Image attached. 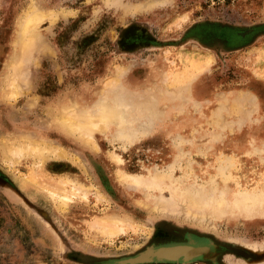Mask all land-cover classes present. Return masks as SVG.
I'll return each instance as SVG.
<instances>
[{
  "label": "rangeland",
  "instance_id": "rangeland-1",
  "mask_svg": "<svg viewBox=\"0 0 264 264\" xmlns=\"http://www.w3.org/2000/svg\"><path fill=\"white\" fill-rule=\"evenodd\" d=\"M104 2L0 0V151L5 141L29 137L66 155L38 168L31 158L12 165L0 152V264H104L151 244L182 242L186 233L222 246L218 264L264 259L226 243L264 249V211L216 214L188 202L198 191L234 200L264 189V0H121L130 7L125 15ZM31 5L60 17L40 25L44 40L16 73L7 62L16 22ZM222 27L252 32L232 39ZM15 77L21 90L9 100ZM104 90L119 92L120 103L138 113L125 138L99 124L95 151L52 125L68 96L82 101L83 114ZM152 99L154 120L140 115ZM35 171L70 180L87 199L61 207L25 184ZM120 172L161 178L164 188L129 186ZM173 199L178 207L154 212ZM106 213L136 228L98 237L92 224Z\"/></svg>",
  "mask_w": 264,
  "mask_h": 264
},
{
  "label": "bare ground",
  "instance_id": "bare-ground-1",
  "mask_svg": "<svg viewBox=\"0 0 264 264\" xmlns=\"http://www.w3.org/2000/svg\"><path fill=\"white\" fill-rule=\"evenodd\" d=\"M104 1H105L104 2L105 6L107 8L111 7V5L113 4L116 9H121L120 11L122 13L130 8L127 6L126 8L123 9V7L121 6V4L123 3L120 2L121 0H104ZM154 6L155 5L152 3L151 4L147 3L145 7L148 8V10H151L153 9ZM142 7L143 6H141L140 8ZM140 8L138 10H141ZM125 14L126 12L124 13V15ZM59 17L60 14L57 12L54 11L45 12L38 9L36 6L31 5V7L27 11H25L18 18L16 22V27L12 40V46L14 49L12 53L9 55V59L7 62L8 67L14 68L16 70V73L17 72L19 73L23 68L22 67L23 59L26 58L24 56L25 55L27 56L30 51H33L34 48L36 49L40 44H42L41 41L44 36L42 30L40 29V25L45 21H49V23L53 25L58 20ZM38 50L39 48H37V51ZM156 75L157 74H155V76ZM19 80L20 79L18 77H15V79L11 82V87H10L11 90L9 95L10 97H7V99L16 97V95L19 94L21 90V85ZM161 80L165 81L164 76L161 77L160 81ZM109 90L112 91V89ZM100 93L101 92H99V94ZM121 98L122 96L120 95L119 92H110V91L107 92L104 90V93L100 95L98 102H96V105L92 107V105L95 103L89 104L91 105L90 106L91 108H88L89 105L88 107L86 106L87 109L85 113L80 114V111H78L77 109L82 101L75 100L74 98L72 99L71 97L68 96V98L64 99L62 103L58 106V110H56L57 114L52 122V125L58 128L64 135L68 137H72L75 140L82 143L83 145H86L96 151L98 150V146L96 145V142L94 140L95 135L103 134L101 133L103 130H101L98 127L99 124H103L105 131L109 130L111 126H115L117 128L116 135L118 134L120 137L125 138L126 136L124 132L126 128H130V127L133 128L134 121L138 119L137 118L138 113H136L135 111L132 113L133 110L131 106L123 105L120 103V101H122ZM153 99L149 103H146V106H143L140 115L141 114L145 116L150 115L149 118L150 119L153 118L154 120L155 118L151 116L155 115V111H156L155 106L157 102H154ZM137 105L138 104H135V106L133 105V107L137 108ZM129 113H131V115ZM147 117L148 116H146V118ZM8 142L7 143L6 141L3 142L1 151L4 159L7 162H10V164L12 165L17 164L26 158H31L35 163L34 165L40 168L43 164H45L47 160L51 158L56 159V158H63L64 156L66 157L64 151H61L60 149H58L60 151H57L56 148L47 145L43 142L39 143L38 141H35L29 137H24L22 139H19L16 143L13 144H8ZM111 157L113 161L117 163L120 162L119 157L113 154L111 155ZM40 174L41 172L37 174V172L35 171V173L31 174L28 178L25 179V184L31 187L33 186L40 191L47 192L49 194V197H51L53 200H57V202L58 201L60 202L58 204H61V207L68 206L76 198L78 199L80 198L83 200L87 199L86 198L87 194L86 192L83 191V189L76 187L75 185H73V183L68 184V182H71L70 180L67 182L64 180H55L52 178L41 179L39 177ZM118 180L129 186L132 185L138 188L139 187L158 188L161 190L164 188L163 186L165 184L163 179L158 177L149 180L142 177L140 178L138 176L136 177L132 175H127L122 172H120V176L118 177ZM197 193L189 194L188 202L198 211L201 210L206 211L207 209H209L212 213H216V214L217 213L226 214L231 209H238V210L242 209L244 212L253 211V209L256 212L260 211L261 213H263L264 211V189H261L259 192H253L252 194H245L244 196L241 195V192H238L234 200H232L231 198L228 199L226 197V194L223 192H221L220 195L217 196L216 195L212 196L210 194L206 196L205 193H198V194ZM144 202L145 201L141 202V204H144ZM175 203L176 202L173 199L172 205L169 206L171 208L169 207L167 208V206L166 207L163 206L164 208L162 210L154 208V212L155 210L159 212L168 211L170 209L172 210L174 207H178L176 206ZM146 205L148 204L146 203ZM189 214L190 212H188V215ZM204 215L205 214L201 216L202 221L204 220ZM96 220L97 221H95L94 224H92V228L93 231L96 233V235L101 238L107 237L112 239L115 236L125 232L126 227L132 228L134 226L131 220L120 218L119 216L110 213L100 215L96 218ZM134 228L136 227H133V229ZM254 245L253 246L249 245L247 248H250L249 250L251 251H257V252L263 250V248L260 245L258 244L255 246ZM206 251H210V250H208V248L200 249V253L202 254L205 253Z\"/></svg>",
  "mask_w": 264,
  "mask_h": 264
},
{
  "label": "water",
  "instance_id": "water-1",
  "mask_svg": "<svg viewBox=\"0 0 264 264\" xmlns=\"http://www.w3.org/2000/svg\"><path fill=\"white\" fill-rule=\"evenodd\" d=\"M252 32L251 29H247L243 32H238V35L245 36ZM171 224H176L174 221H168ZM152 224L154 221L151 222ZM186 226L185 224H179ZM231 246H236L241 250L260 257L264 254L262 251H251L240 242L227 241ZM203 245V246H202ZM201 248H208L210 251L200 253ZM223 249L215 244L212 240H207L206 243H197L190 234L186 235L185 242H172L166 244H151L146 246L143 250L137 252L133 256L122 257L119 259L111 260L104 264H191L196 261L207 262L209 264H218L217 258L222 254ZM230 256L229 254H226ZM92 256V255H90ZM97 257V256H94ZM242 264H263L264 259L257 258L252 260H246L242 258H236ZM223 264H229V262L222 260Z\"/></svg>",
  "mask_w": 264,
  "mask_h": 264
},
{
  "label": "trees",
  "instance_id": "trees-1",
  "mask_svg": "<svg viewBox=\"0 0 264 264\" xmlns=\"http://www.w3.org/2000/svg\"><path fill=\"white\" fill-rule=\"evenodd\" d=\"M214 27H217V26H214ZM222 29L224 30V36H226V37H228V38H232V39H235V38H240L239 37V35H238V32H240V31H237V30H234V29H232V31H231V28H228V27H222ZM209 34L208 35H210V34H215L214 33V31L212 30V29H209ZM211 35V36H212ZM78 262V261H77ZM85 264H93V263H88V262H84ZM83 264V263H82Z\"/></svg>",
  "mask_w": 264,
  "mask_h": 264
},
{
  "label": "flooded vegetation",
  "instance_id": "flooded-vegetation-1",
  "mask_svg": "<svg viewBox=\"0 0 264 264\" xmlns=\"http://www.w3.org/2000/svg\"><path fill=\"white\" fill-rule=\"evenodd\" d=\"M248 36H250V34H248V35H245V36H239L240 37V39H242V40H246L247 38H248ZM187 234H190V236L196 241V238H195V236L193 235V234H191V233H186L185 234V236H184V241H182V242H185L186 241V235ZM197 243H199L198 241H196ZM206 243V242H205ZM157 245H159V244H157ZM222 249H224L222 246H220ZM224 252V251H223Z\"/></svg>",
  "mask_w": 264,
  "mask_h": 264
}]
</instances>
